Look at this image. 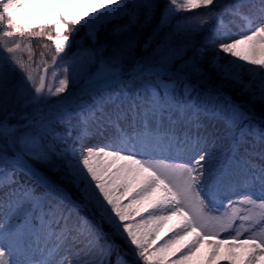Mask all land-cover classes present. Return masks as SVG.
<instances>
[{"label":"snow or ice","instance_id":"1","mask_svg":"<svg viewBox=\"0 0 264 264\" xmlns=\"http://www.w3.org/2000/svg\"><path fill=\"white\" fill-rule=\"evenodd\" d=\"M197 8L205 12L173 24L181 10ZM76 9L84 11L67 14ZM158 9L159 22L143 47L147 49L163 29L171 30L152 57L132 59L138 33L152 24ZM23 10L40 12L47 22L35 28L22 26L18 16ZM0 25V93L7 98L18 68L21 76L12 88L18 101L23 98L24 108L58 97L53 103L60 113L51 119L34 109V115L24 112L15 123L9 115L0 118V194L8 196L4 191L8 189L9 199L18 196L21 201L12 216L0 213V264H167L163 253L188 237L192 239L177 249L175 264H186L205 241L210 245L207 264H221L222 259L237 264L238 256L242 264L264 260V128L241 127L248 117L238 105L229 104V115L224 117L213 103L217 97L205 92L200 100L199 91L212 72L264 101V0H167L163 4L160 0H0ZM77 25L93 45L101 31L113 38L111 44L84 50L92 58L99 56V67L94 78L86 81L87 87L103 89L105 81L119 84L127 75L133 85L144 83L145 96L125 87L93 97L73 112L78 98L69 85L71 78L75 86V70L69 74L65 69L58 86L46 88L45 65L37 83L36 74L18 59L26 49L30 62L32 51L30 44L21 47L20 38L53 29L55 36L47 34L55 48L53 63L57 58L65 63L60 54L69 40L66 33L69 26ZM109 47L111 52L105 55ZM127 60L132 63L125 71ZM52 75L56 79V73ZM178 90L183 100H177ZM165 119L171 128L162 131ZM56 124L65 125V132H57ZM73 129L77 130L74 137ZM93 138L102 142L87 146ZM221 141H227L226 148ZM221 149L223 163L213 168ZM30 161L49 165L53 172L63 170L61 180L77 190L80 202ZM17 170L35 176L47 191L37 193L35 187L22 184ZM145 202L153 212L169 210L168 216L154 219L181 218L176 240L154 247L155 230L145 229L142 216L140 221L133 217V213L140 216L138 206ZM82 205L90 206L98 223L78 215ZM221 234L227 237L219 239ZM114 238L130 251H122Z\"/></svg>","mask_w":264,"mask_h":264},{"label":"trees","instance_id":"2","mask_svg":"<svg viewBox=\"0 0 264 264\" xmlns=\"http://www.w3.org/2000/svg\"><path fill=\"white\" fill-rule=\"evenodd\" d=\"M167 0H160V3H166ZM215 11H219V9H214ZM205 12V9L203 8H197L191 10V12H185L184 10H181L180 13L173 19V24H175L177 21H180L181 23H185V17L187 16H192L195 13H203ZM141 19H143L141 17ZM126 20V18H125ZM125 20L119 21V23H124ZM159 22V9L157 10V14L154 17L152 24L145 30L140 31L137 36V41H136V46L132 50V59L136 60H145L149 57L153 56L154 49L156 48L157 44H159L163 37L165 32H169L171 28H165L162 31L159 32L158 35H156L151 43L149 44V47L145 49L143 47L144 44L149 43V37L152 36V30L153 28L156 27V25ZM116 23V22H113ZM214 23V21L212 22ZM211 23L206 25L204 28V32L201 33L202 35H205L208 32V29L210 28ZM73 29L72 35H71V47L68 52V57L66 58L65 63H60L57 62L55 66L53 67V70L50 72L48 70V75L47 78L48 81H46V88L47 86L53 87V89L58 86V79L63 78L61 75L62 72H64L65 69L68 70V73L71 74L73 72L72 66L76 63L74 62L73 58L77 54V51H84L85 49L89 48H99L101 45H106V44H111L113 42V38L108 35L107 31H101L100 35L95 43V45L92 44V41L87 37L85 30L81 28V26H71ZM112 25H109V29H111ZM35 28V27H33ZM3 30L2 25H0V31ZM134 32H136V29H133ZM51 32V34L54 36L55 31L50 28H45L44 33L40 36H37L35 31L31 34L26 33L21 39V47L23 48L25 44H30L31 45V61L29 62V52L25 49L24 51L19 52L18 54V59H23L25 63V68L28 71H32L36 74V80L38 83L39 76L43 75L44 72V67L47 65L50 67L53 63V56H55V48L54 44L52 41L47 39V34ZM200 36H197L196 39L197 41L200 40ZM111 52V48H106L105 49V55ZM191 54V53H189ZM2 55V53H0ZM92 58V57H91ZM91 62L96 65V61L94 59H91ZM132 63V60H127L126 61V68L125 71H127V67H130ZM94 66H89L88 64L85 65V68L87 71H90L91 68ZM207 67V65H205ZM53 72L56 73V79H53ZM82 73H77L76 71V83L75 86H77L81 82V76ZM21 73L20 70L17 68L14 75L12 76L9 84V92L7 94V98L5 99V94L0 93V118H3L5 115H9L10 117V122H16L19 115L23 113L24 111L31 109L35 105H29L28 108H24L23 106V98H21L18 101L16 91L12 88V84L15 83L17 80L20 79ZM127 76V75H125ZM167 79V77H165ZM70 87H74L71 78H70ZM128 87L130 88L131 92L133 94H139V96H145L147 93V89L142 82H137L134 85L131 84L130 81H125L122 83H119L112 87L110 89V93L116 92L120 90L121 88ZM219 90H223L224 92L228 93L234 101L228 100L225 97L221 96V94L218 93H212V92H217ZM199 91L201 92V98L200 100L204 99L203 94L205 92H210L213 96L217 97V99L214 100V105L217 110L221 112V114L225 117L229 115V104H234L238 105L240 110L246 114L248 119L244 120L243 124L241 127H243L244 124H251V125H260L262 128H264V101H261L260 99L254 97L250 92H243L241 90V87L233 85L229 81H222L220 80L215 73L209 72V76L207 78L206 83L201 84L199 87ZM102 95H106L105 92H98L93 95H88L84 98L77 99L74 102L73 106V112L76 110L77 105H87L92 102L93 97H99ZM55 97H52L51 99L53 100ZM177 100H183V94L178 90L177 95H176ZM237 101L238 103H235ZM198 103L200 101H197ZM253 113H252V110ZM15 113V116H12V113ZM59 115L57 112H53L51 115L48 117L51 119H55L56 116ZM256 115L258 117H256ZM63 124H56L55 125V130L59 129V131H62L61 128H63ZM54 160L56 159L55 157L53 158ZM58 162V161H57ZM37 164V163H36ZM41 169H43L49 176H51L57 183L64 185L67 187L70 192L73 194L75 198L78 200H81L80 194L77 192V190L67 181V180H61V176L64 175L63 170L60 172H53L51 169V166L49 165H41L37 164ZM43 166V167H42ZM26 179V178H24ZM27 183L31 181V179L26 180ZM87 208L84 209V211L87 215H90V217L93 218V220L98 223V218L93 215L91 212L86 210ZM84 213V214H85ZM103 228L106 232H110L108 229L107 225H103ZM116 239L117 242L121 243L123 246L124 242L120 240L119 238H114ZM126 247V246H125ZM122 250V248H121ZM123 251V250H122ZM129 260L132 259L131 255L127 257Z\"/></svg>","mask_w":264,"mask_h":264},{"label":"rangeland","instance_id":"3","mask_svg":"<svg viewBox=\"0 0 264 264\" xmlns=\"http://www.w3.org/2000/svg\"><path fill=\"white\" fill-rule=\"evenodd\" d=\"M98 7V3L96 5ZM82 11H84V9H76L75 11L70 10L67 14L69 15H79ZM48 17L46 15H42V13L40 12H36L34 10H23L20 15L18 16V22L25 27H36L40 24H43L45 22H47ZM80 26V25H77ZM70 27V31L68 32V35H72L73 29L71 26ZM100 33H98V37H99ZM98 39V38H97ZM70 45V37L69 40L67 42V45L65 47V50L67 49V47ZM61 56H64V52L60 54ZM79 65L80 66H84V64L86 65V61L87 59L90 58V56L84 52H80L79 53ZM94 61H96V65L91 68V71H97L98 67H99V56H97L96 58H93ZM59 60V58H57V61ZM89 66H93L94 64H88ZM77 64H74L72 66V70H75ZM85 70V68H84ZM94 71L91 73L90 71H86V76H88L89 78H94L91 77L90 75H92L94 73ZM91 73V74H90ZM247 79V77L245 78ZM239 87V86H238ZM80 92L75 90L74 93L75 95ZM45 115V114H44ZM151 118V117H150ZM142 119V117H141ZM218 129H222L223 125L222 124H217L216 126ZM171 128V125L169 123V121L167 119L164 120L163 123V127H162V131H167ZM210 131L212 130L211 128L209 129ZM74 131V130H73ZM95 139L94 143L92 142V140ZM91 140L88 141L87 146H91L92 144H95L97 142H102V141H98L97 138H93ZM70 141H72V138H70ZM221 143L224 145L227 144V141H221ZM224 160V150L221 149L220 150V156L217 159V161L212 165L213 168H218L220 167V165L223 163ZM43 167V166H42ZM115 169H113L114 171ZM10 171V170H9ZM34 179L37 180V178L35 176H33ZM39 184V183H38ZM14 187H18V186H14ZM45 189V188H44ZM46 190V189H45ZM47 191V190H46ZM131 199V194H129L128 196H125L123 199V202L125 204H127ZM20 199L18 196H13L11 197V199H9L8 205L11 204L12 207L10 208L8 206V210L4 212V210H2L1 212H3V214L5 216H12L13 213L15 211H17L18 209V205L20 203ZM141 209L140 212V216H137L135 213H133V217L137 220L140 221L141 216L143 217V221L145 222V229H154V236H153V240H154V247H159L162 246L165 241L168 240H176V237L174 236V233L176 231H178L182 225H183V221L181 220V218L177 215V216H173L171 219H166V220H157L154 219L155 217H160V216H168L169 215V210L164 209V210H158L153 212L151 207L147 206V203H143L141 205L138 206ZM219 207V206H217ZM87 211L91 212L93 215V211L90 210V206L86 207ZM149 213H151V216L149 215ZM97 218L98 216L95 215ZM75 219V216H74ZM92 221V220H91ZM181 235H183V233H181ZM247 233H245L244 235H242L241 240H243L244 238H246ZM227 237V234H221V236L219 237V239H225ZM192 239V237H188L185 240L180 241V244H172L169 246V248L163 253L165 260L167 262V264H175L177 257L180 255V252L177 251V249L180 247V245L182 244H186L188 243L190 240ZM123 251H130L128 250L125 246L120 245ZM227 250V246H223V251ZM210 251V245L208 244L207 241H205L199 248V250L193 255L192 259L187 261L186 264H207V253ZM238 253L241 251V249H237L236 250ZM221 264H227L226 260H221ZM237 264H242V260L241 258L238 256L237 257ZM257 264H264V260H260L257 262Z\"/></svg>","mask_w":264,"mask_h":264},{"label":"bare ground","instance_id":"4","mask_svg":"<svg viewBox=\"0 0 264 264\" xmlns=\"http://www.w3.org/2000/svg\"><path fill=\"white\" fill-rule=\"evenodd\" d=\"M93 88H91V90H92ZM226 148V147H225Z\"/></svg>","mask_w":264,"mask_h":264}]
</instances>
